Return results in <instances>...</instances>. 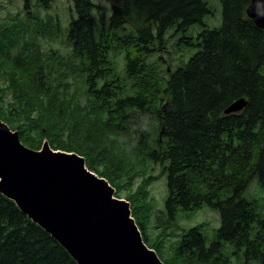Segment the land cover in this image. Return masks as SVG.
Listing matches in <instances>:
<instances>
[{
	"label": "trees",
	"instance_id": "trees-1",
	"mask_svg": "<svg viewBox=\"0 0 264 264\" xmlns=\"http://www.w3.org/2000/svg\"><path fill=\"white\" fill-rule=\"evenodd\" d=\"M71 1L78 19L70 23V36L75 40V46L66 66L69 71L84 68L88 74L87 96L97 100L92 113L107 114V126L117 124V115L124 120L104 135L91 121L92 115L79 103L70 100L52 107L57 105L56 100H52L47 92L43 94L41 87L45 85L49 91L51 83L55 89L63 93L65 90L61 84H54L43 70L49 60L43 61L44 54L37 49L35 41L46 33L53 21L39 17L36 0H19L14 14L0 23V41L5 43L1 35L5 29H10L13 36L8 49L18 43L21 53L42 59L39 72L23 70L19 66L20 58L10 63L6 59L5 65L0 66L3 70L9 63L12 73L9 84L16 88V102L13 103L21 100L23 105L5 107L0 95V117L21 131L27 145L37 146L43 137H47L55 148L84 155L91 168L108 181L115 178L110 165L116 160L108 159L102 172L100 162L109 153L116 155L121 148L125 151L134 148L138 133L133 130L136 124L147 133L141 137L150 140L152 123L158 120L163 124L160 138L166 140L165 149L162 152L147 151L148 144H145L137 151L151 160L169 162L166 167L169 188L166 208L170 218L173 219L178 208L193 211L203 205L219 209L222 215L216 240L208 246L197 228L181 236L178 249H185L182 258L196 257L198 263L230 264L222 253L223 245L230 244L235 251H244L246 261L264 264V218L255 217L254 213L250 217L242 197L255 173L264 184V29L246 15L251 0H221V28L206 29L199 36L200 50L171 75L167 88L165 86L159 95L163 97L164 91L170 93L167 109L158 108L157 99L147 100V97L157 96L156 85L141 94L126 97L121 96L122 85L119 83L107 81L98 87L96 78L106 60L104 57L102 60L95 39V20L91 14L94 6L91 0ZM207 1L110 0L114 11L120 12L111 17L112 31L127 24L133 32L132 42H124L129 53L135 50L129 54L127 72L144 74L149 67L147 58L158 51L157 46H164L169 36L185 33V27L201 23L211 13ZM178 44L193 43L188 37ZM109 85L111 94L106 99L109 103H105L96 91H104ZM242 97L247 99L244 110L225 114L224 110ZM110 103L119 109L118 113H111ZM35 131H38L37 135L33 134ZM106 139L115 141L110 152L106 149ZM103 144H106L104 148ZM126 164L133 169L132 160ZM18 223L23 226L15 227ZM0 264L77 263L56 238L33 224L14 201L0 194Z\"/></svg>",
	"mask_w": 264,
	"mask_h": 264
},
{
	"label": "rangeland",
	"instance_id": "rangeland-1",
	"mask_svg": "<svg viewBox=\"0 0 264 264\" xmlns=\"http://www.w3.org/2000/svg\"><path fill=\"white\" fill-rule=\"evenodd\" d=\"M44 1L45 2L42 3L41 0H36V5L38 6V15L44 20L53 21V23L50 25L49 29L44 35H41L36 39L35 45L37 49H39L42 54H44V56H58L61 53L66 54L70 51V47L72 46V42L67 36L68 25L70 20L75 16L72 9V4L69 2V0ZM18 3L19 0H0V23L3 22L5 18L14 14ZM95 3L103 6L107 11L108 16L110 15V8L107 2L103 0H95ZM207 4L211 14L204 18L203 25L195 24L194 26L190 27L188 31H186L188 32L187 36H189L190 42L193 43L192 45H180L178 44L179 36H169L166 44L159 47L160 50L155 53L156 57H153L149 60L150 67L147 73L140 74L135 78H126L128 86H126L122 77L119 79L117 78V75H115L119 74L118 69H111V77L109 78L110 81H112L113 84L119 83L122 85L123 83L124 85V87H121L122 97L135 95V88L146 90L151 88L153 85H156L158 93L156 94L157 96L155 98L152 97V99L159 100L156 102L160 106L164 105L167 98L162 101V97H159V95L162 94V91L164 90L167 78L162 64H169V66L174 68L178 65L186 63L192 57V55H194L200 49V47H198L199 40L197 35L204 29H219L222 26V5L220 0H208ZM94 13L96 14V12ZM2 34H4V36H11V30L5 29L1 35ZM121 37L123 38L124 36ZM120 47L121 44L119 43L110 51L109 58L112 66H123L125 64V61L118 50ZM19 50V47H17L16 49L9 51V55L6 57V53H3L5 52V44L2 43L1 40L0 66L5 65L6 59L9 63L12 62L13 56L19 52ZM157 56H162L161 62L157 61ZM9 63H7L5 69H0L1 100L20 107L23 106L21 100L17 104L13 103L16 102L14 97L16 88L15 86L9 84L10 80H8V78L9 73H11ZM28 63L32 68L31 72H39V70L42 69L39 63ZM260 66L261 63L257 64V67ZM56 69H58V73L53 77V83L61 84L63 86L67 80L60 78L61 72L58 67H56ZM43 70H46V67H43ZM2 74H4V78L1 79ZM76 83L79 87V92L76 94H72L69 91H67L69 93L65 94L61 90L55 89L51 83L49 91L45 85L41 87L42 93L44 94L47 92L49 93L52 100H56L57 105H52V107L67 103L70 100H72L75 104L79 103L85 111L92 115L91 121L97 124L98 130H101L104 135H106L108 131L114 129L118 122L124 120L120 115H117L115 117V120L118 121L117 124L112 126L105 125L106 121L108 122L109 120V116L99 112L92 113L91 110H94L93 108L96 107L97 100L95 98H89L87 93L83 94L84 91L81 89L82 79H78ZM103 83L104 82L99 83L98 86L100 87L103 85ZM135 83L137 85H135ZM17 85L19 86L18 83ZM132 86L135 87L132 89ZM59 93L63 94L64 96L61 97ZM96 93L102 96L100 100H103L105 103H109L106 102V99L107 95L109 96V94H111V85H109L104 91L103 89L97 90ZM241 104L242 103H240L239 106ZM4 106L7 107L8 105ZM110 110L111 113L119 112V109L114 107L112 104ZM151 110L155 109L151 108ZM99 114H101V117H99ZM98 119L102 120L98 121ZM152 124L153 127L151 129L150 140L141 137L143 134L146 136L147 133L146 131L140 130V124H136L133 130L138 131V133L136 135L134 148L128 151H125L121 148L116 155H111L109 153L107 157L100 162L99 170L101 172L104 171L105 167L107 166L106 161L108 159L116 160V162L110 165L111 171L114 173L115 178L107 181L114 187L116 196L125 198L131 203L132 215L136 219V222L138 221L147 245H150L149 247H154L156 254L164 261V264H211L210 262L198 263L196 257H192L190 259L182 258L185 253V249H178L179 242L181 236L184 233L193 228H197L206 239V244L208 246L214 239H216L215 231L221 226L222 223L221 213L219 210L204 206L194 211H183L181 209H177L174 218H170L165 207L169 190L167 187V173L164 171V166L160 163L150 160L148 156H144L137 151L139 146H145V144H148L146 147L147 151L156 149V151L161 152V150L164 149V141L160 138V134L163 130V124H160L158 120L153 121ZM122 125L125 126L126 123ZM158 126L159 130H157ZM2 138L3 137L0 136V139ZM71 138L75 139L74 136ZM105 143L108 145L106 148L107 151L110 152V149L114 145L115 141L113 139H106ZM106 144H103V148ZM17 154L21 155L20 153ZM129 160H132L133 169H130L131 166L126 164ZM93 170L98 172L95 169ZM97 174L101 175L100 173ZM13 181L14 176L10 177L8 174L7 184H10ZM30 183H32V181ZM243 196L245 197V204L249 209L250 217L252 213H254L255 217L264 218V186L260 184L257 177H253L251 179L247 189L243 193ZM246 212H248V210H246ZM67 213L70 215L72 210L68 209ZM18 225L23 226L22 223H18L14 226L17 227ZM12 231L14 230H11L10 232ZM9 233L5 234V239H7ZM222 253L224 256L228 257L230 264H256V262H253L254 260L249 262L246 261L243 255L244 251H235L230 244L223 245ZM136 255H139L141 260L145 261L144 257L147 254H144L142 251H140L139 253H135V255L130 256L133 258ZM147 257L152 259L150 255ZM149 263L150 262L144 264Z\"/></svg>",
	"mask_w": 264,
	"mask_h": 264
},
{
	"label": "water",
	"instance_id": "water-1",
	"mask_svg": "<svg viewBox=\"0 0 264 264\" xmlns=\"http://www.w3.org/2000/svg\"><path fill=\"white\" fill-rule=\"evenodd\" d=\"M258 1L259 0H253L252 3L249 5L248 13L255 18L257 23L259 25H262L259 21L257 16L259 15V18H261L264 21V7H262V11L258 9ZM255 14V15H254ZM243 102V100H240L234 104H232L227 111L230 110H236L241 107L239 104ZM244 103V102H243ZM2 134H8V131L5 126H1ZM2 134H0L1 137H4ZM9 139L12 140L14 143H16L18 146L22 147L19 143L18 134H9ZM48 146L46 145V148ZM23 157L25 158H32V168L31 173H33L34 168L41 162L49 161V159L36 151L27 150L23 153ZM13 177L14 176V184L8 187H1V190L6 193L7 195L13 197L16 199L20 207L23 211L29 213L25 208L31 210L32 212L38 208V202L42 201L43 198L46 197L45 193H43V189L47 186L46 183H50L51 181L55 180L53 177H38L34 178L32 176L31 180H28V184L26 187L21 188L20 185H18L19 182H21V177L24 175V172H19L17 175L11 174L8 171H4L3 175L6 177L8 176ZM58 174H53V176H56ZM64 176H67L66 174H63ZM45 180V181H44ZM92 182H91V181ZM32 181V183H30ZM81 183H88L92 184V187L94 189H98V200L100 201V204L98 205V211L101 213L100 219L103 217H107L109 214H115L117 213L118 219L116 221H111L109 223H105L104 227H107L109 230L108 237L105 241V246L103 247L100 255L96 256L94 261L92 263H88L85 261V251L86 250V233H80V225L77 224L73 227L72 224L69 222H64L62 228H61V236H56L59 240V242L67 249V251L74 257V259L79 264H106L107 260H114L115 263L117 260H122L123 257H131L130 255H135L133 252L134 246L130 247V244L132 242L131 238H135L137 240V243L139 246L150 255L153 256V264H163L162 261L159 259L157 254L154 251H149L146 246L143 244L142 238L140 233L137 230V227L134 223V221L130 222V226H120V222H122L123 219L126 217H130V210H129V204L120 201L117 199H114L113 195L115 193V189L109 185L107 181L104 179H93L89 176H84L80 178ZM25 189H30V193L26 194L23 193ZM51 199L53 200L56 196L55 192L51 191ZM34 194V196H33ZM35 197V198H34ZM50 198V195H49ZM36 199V200H35ZM115 201V203H114ZM118 202V203H117ZM114 224H116V227H113ZM133 224V225H132ZM83 236V237H82ZM85 240V241H84ZM71 245V246H70ZM81 247V248H79ZM76 249V250H75ZM83 249V250H82ZM105 250V251H104ZM141 250L135 251V253H139ZM81 252V253H80ZM130 255H129V254ZM124 254V255H123ZM90 258V256L88 255ZM106 257V258H105ZM119 257V258H117ZM117 258V259H116ZM157 259V260H156ZM147 263V261L145 262Z\"/></svg>",
	"mask_w": 264,
	"mask_h": 264
},
{
	"label": "bare ground",
	"instance_id": "bare-ground-1",
	"mask_svg": "<svg viewBox=\"0 0 264 264\" xmlns=\"http://www.w3.org/2000/svg\"><path fill=\"white\" fill-rule=\"evenodd\" d=\"M262 7H264V0H259L258 9L262 11ZM258 17L259 15L257 16V18ZM0 125L5 126L1 122ZM0 134H2L1 128H0ZM9 146L13 148V151H11L8 148ZM16 147H17L16 143H14L12 140L8 138H4V140L0 143V167H6L9 164H11L12 168L11 169L8 168L6 169V171L14 175L15 172L19 170H21V172H24V175L21 177V182L18 183V185H20L21 188L27 186L28 180H31L32 176L34 178H38V177L55 178V180L51 181L50 183L48 184L46 183L47 186L43 189V193H45L46 197L43 198V200L40 202H38L35 199L38 205L42 206L46 210V213L52 220V224L49 225L47 222L41 220V218L38 217L34 212L25 208L32 216H34L36 219L41 220V222L57 236L62 235L61 228L64 222L66 221L68 222L69 220V216L67 213L68 209L74 211H80L83 210L84 207L89 206L92 209H94L96 211V214L100 217L101 213L98 211V205L100 204V201L98 200V189H94L92 187V184H88L85 182L81 183L79 179H77L78 183L76 185L70 182V178L72 177L71 176L72 168L78 165L77 161H75L74 159L44 161L39 163L34 168L33 173H31L32 161H33L32 158L31 159L25 158L18 155L16 152ZM54 170L65 172L68 175L64 176L63 174H58L56 176H53ZM3 176H4L3 181H6L7 177L5 175ZM12 184H14V181L11 182V185ZM52 190L56 194L53 200L51 199ZM22 192L29 194L31 191L30 189H25ZM119 215L115 213V214H109L105 218L103 217L101 219L100 224L98 225V229L99 230L102 229L105 223L116 221ZM134 220L135 219L133 217H126L125 219L122 220V222H120V226L121 225L130 226V222ZM113 227H116V224H114ZM125 256H121L123 257L122 260L119 261L117 260L116 263H115V259L107 260L106 264H144L146 261L153 262L149 257H147L148 255H145L144 257L145 261H142L139 256H134L133 258L125 257ZM87 262L89 263L88 256H87Z\"/></svg>",
	"mask_w": 264,
	"mask_h": 264
}]
</instances>
